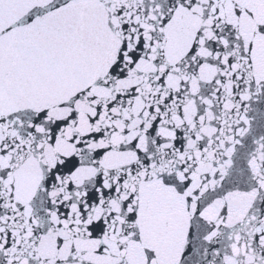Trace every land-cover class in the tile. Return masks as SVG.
<instances>
[{
    "label": "snow or ice",
    "instance_id": "1",
    "mask_svg": "<svg viewBox=\"0 0 264 264\" xmlns=\"http://www.w3.org/2000/svg\"><path fill=\"white\" fill-rule=\"evenodd\" d=\"M0 264H264V0H0Z\"/></svg>",
    "mask_w": 264,
    "mask_h": 264
}]
</instances>
